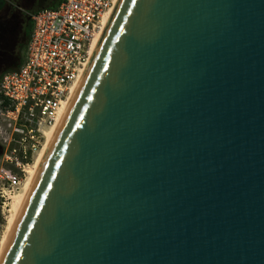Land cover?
<instances>
[{
    "label": "water",
    "instance_id": "water-1",
    "mask_svg": "<svg viewBox=\"0 0 264 264\" xmlns=\"http://www.w3.org/2000/svg\"><path fill=\"white\" fill-rule=\"evenodd\" d=\"M0 264H264V0H119Z\"/></svg>",
    "mask_w": 264,
    "mask_h": 264
},
{
    "label": "built area",
    "instance_id": "built-area-1",
    "mask_svg": "<svg viewBox=\"0 0 264 264\" xmlns=\"http://www.w3.org/2000/svg\"><path fill=\"white\" fill-rule=\"evenodd\" d=\"M118 0H61L31 14L25 57L0 76V239L11 195L56 124Z\"/></svg>",
    "mask_w": 264,
    "mask_h": 264
},
{
    "label": "bare ground",
    "instance_id": "bare-ground-1",
    "mask_svg": "<svg viewBox=\"0 0 264 264\" xmlns=\"http://www.w3.org/2000/svg\"><path fill=\"white\" fill-rule=\"evenodd\" d=\"M119 0L117 1L114 9L105 17L104 19V24L103 27L100 31V34L98 38L96 39L95 43L93 44L92 50H91V57L88 62V64L85 66V68L81 71L80 76L76 80L72 92L70 94V97L68 98L66 104L64 105V108L60 111V116L59 119L57 120L56 124L53 125L49 130H47L44 133V142L42 144V148L38 151V154L35 156L34 161L26 168V178L22 182L21 188L22 189L21 193L19 194H14L11 195L10 197V203H11V208H10V203L6 209V223L4 227V233L2 235V238L0 239V260L10 242V239L14 233L15 227L17 225V222L22 215V212L24 210V207L26 205V202L29 198L30 192L36 182V179L38 177V174L42 168V165L45 161V158L57 136L59 133L61 127L63 126L67 115L71 109V106L74 102V99L76 97V94L79 90L80 84L85 77V74L90 66V63L95 56V53L98 49V46L101 42V39L104 35V32L106 28L108 27V24L112 18V15L114 13V10L118 4ZM20 192V191H19ZM10 210V211H9ZM10 212V213H9ZM9 213V217L7 218V215Z\"/></svg>",
    "mask_w": 264,
    "mask_h": 264
},
{
    "label": "trees",
    "instance_id": "trees-1",
    "mask_svg": "<svg viewBox=\"0 0 264 264\" xmlns=\"http://www.w3.org/2000/svg\"><path fill=\"white\" fill-rule=\"evenodd\" d=\"M60 1L58 0L56 3L47 7L39 6L31 14L41 9H53ZM21 9L22 7L17 5V9L13 11L11 9V17L9 19L0 17V69L3 65L9 63L7 69L0 72V76L7 71L17 69L22 62L20 52L26 47L32 29V22L30 18L31 14L28 17H24ZM3 15L5 14L3 13Z\"/></svg>",
    "mask_w": 264,
    "mask_h": 264
},
{
    "label": "rangeland",
    "instance_id": "rangeland-1",
    "mask_svg": "<svg viewBox=\"0 0 264 264\" xmlns=\"http://www.w3.org/2000/svg\"><path fill=\"white\" fill-rule=\"evenodd\" d=\"M58 0H40V1H37V6H39V4L40 3H42L41 4V6H44V5H46V4H49V3H56ZM12 2L13 3H15L16 5H19V6H21L22 7V11H23V15H24V17H28V15L29 14H31L34 10L33 9H31L32 7H29L28 6V4L25 2V1H23V0H12ZM36 6V7H37ZM24 57H25V49H23L21 52H20V58H21V60L22 59H24ZM9 66V63H6L5 65H3L2 66V68L0 69V72L1 71H5V69H7V67ZM20 191V192H19ZM21 191H22V189L21 190H18L17 192H16V194H19V193H21ZM15 194V195H16ZM10 208H11V203H10ZM0 211H1V208H0ZM10 211V210H9ZM10 213V212H9ZM9 213H8V215H7V218L9 217ZM4 214H7L6 212L4 213ZM1 220H3L2 219V217H1V215H0V221ZM7 220V219H6Z\"/></svg>",
    "mask_w": 264,
    "mask_h": 264
},
{
    "label": "flooded vegetation",
    "instance_id": "flooded-vegetation-1",
    "mask_svg": "<svg viewBox=\"0 0 264 264\" xmlns=\"http://www.w3.org/2000/svg\"><path fill=\"white\" fill-rule=\"evenodd\" d=\"M25 1L29 7H32L31 9L36 10V8H38L39 6H41L42 3L39 4V6H37V1L40 0H23ZM53 3H49V5H52ZM48 5V4H47ZM37 6V7H36ZM13 7V8H11ZM0 17L3 19H9L11 17L10 11L12 9V11L14 9H17V5L15 3L12 2V0H0ZM5 14L2 16V14Z\"/></svg>",
    "mask_w": 264,
    "mask_h": 264
},
{
    "label": "crops",
    "instance_id": "crops-1",
    "mask_svg": "<svg viewBox=\"0 0 264 264\" xmlns=\"http://www.w3.org/2000/svg\"><path fill=\"white\" fill-rule=\"evenodd\" d=\"M44 6H46V7H47V6H49V4H48V5H44Z\"/></svg>",
    "mask_w": 264,
    "mask_h": 264
}]
</instances>
